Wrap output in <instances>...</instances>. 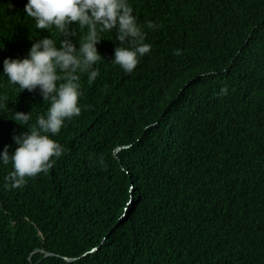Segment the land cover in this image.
Here are the masks:
<instances>
[{"label":"trees","instance_id":"1","mask_svg":"<svg viewBox=\"0 0 264 264\" xmlns=\"http://www.w3.org/2000/svg\"><path fill=\"white\" fill-rule=\"evenodd\" d=\"M26 3L0 0V74L33 38L59 46ZM128 3L150 52L126 73L102 34L81 114L52 137L62 156L19 188L0 165V264H264V0ZM0 98L12 152L49 103L2 76Z\"/></svg>","mask_w":264,"mask_h":264},{"label":"clouds","instance_id":"2","mask_svg":"<svg viewBox=\"0 0 264 264\" xmlns=\"http://www.w3.org/2000/svg\"><path fill=\"white\" fill-rule=\"evenodd\" d=\"M24 14L35 21L37 30L54 32L57 40L44 35L33 38L34 43L24 58H6L2 77L22 93L39 91L44 102L49 103L46 114L39 115L35 125L14 135V151L5 146L0 152V165L11 163L7 177L12 188L26 184L27 179L47 173L64 152L61 144L52 137L58 135L68 120L81 114L78 100L81 96L80 74H87L92 83L99 75L94 66L104 59L97 45L102 34L113 33L115 42L113 65L132 73L151 50L145 43V33L137 23L128 0H27ZM149 28L156 27L148 22ZM86 29L78 41L76 28ZM126 45V46H125ZM227 89H222L226 93ZM5 104L0 98V109ZM31 112H13L11 120L21 126L29 125Z\"/></svg>","mask_w":264,"mask_h":264},{"label":"water","instance_id":"3","mask_svg":"<svg viewBox=\"0 0 264 264\" xmlns=\"http://www.w3.org/2000/svg\"><path fill=\"white\" fill-rule=\"evenodd\" d=\"M118 150H120V148H119ZM67 260L72 261V260H74V259H67Z\"/></svg>","mask_w":264,"mask_h":264}]
</instances>
